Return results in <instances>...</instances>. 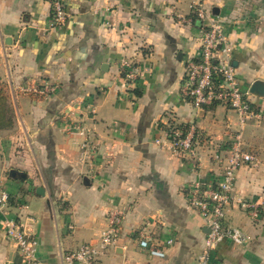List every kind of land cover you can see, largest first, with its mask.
I'll return each mask as SVG.
<instances>
[{
	"label": "crops",
	"instance_id": "obj_1",
	"mask_svg": "<svg viewBox=\"0 0 264 264\" xmlns=\"http://www.w3.org/2000/svg\"><path fill=\"white\" fill-rule=\"evenodd\" d=\"M191 1L66 0L67 21L51 28L50 0H0V77L16 114L14 129L0 132V188L10 194L9 217L34 218L46 264H65L82 244L98 243L113 213L123 214L120 237L102 264H193L202 251L206 222L190 207L188 189L219 177L212 153L241 127L227 107L197 110L181 93L186 64L200 55ZM204 4L228 34L249 92L264 82V0ZM125 61L140 69L134 84L123 77ZM45 85L53 88L47 95L27 92ZM251 100L264 109V98ZM169 123L195 128L194 155L172 153ZM242 133L258 163L239 170L235 193L258 201L262 213L253 220L237 205L229 209L226 226L242 229L248 243L224 239L213 264H264V122ZM5 218L0 264H23ZM142 228L164 258L139 246Z\"/></svg>",
	"mask_w": 264,
	"mask_h": 264
},
{
	"label": "built area",
	"instance_id": "obj_2",
	"mask_svg": "<svg viewBox=\"0 0 264 264\" xmlns=\"http://www.w3.org/2000/svg\"><path fill=\"white\" fill-rule=\"evenodd\" d=\"M51 28H58L68 19L66 0H50ZM191 12L200 26V55L188 60L181 93L197 110L208 106L223 105L234 111L239 119L241 129L235 132L227 146H218L212 153L213 162L219 167V177L209 184L196 181L188 189L187 200L205 220L208 232L205 235L203 249L193 264H213L212 256L216 247L224 239H230L235 245L244 246L248 236L240 228H230L225 221L229 209L239 206L253 220H258L262 213L258 201L237 196L235 193L237 175L241 168L256 165L258 158L245 148L243 128L251 122H264V109L252 100L251 94L244 91L233 64V48L224 27L217 17L205 8L204 0H192ZM123 77L128 84L138 81L139 67L129 61L123 62ZM53 88L49 85L28 89L41 95L49 94ZM80 130V128H78ZM82 132V131H81ZM167 144L177 156L195 154L194 143L196 130L176 124H168L165 131ZM83 152L88 151V142L82 144ZM10 194L0 188V214L6 218L4 229L7 238L17 248L23 264H46L38 256V241L35 234V220L31 216L16 217L10 215ZM122 213H113L109 224L102 232L98 243H84L76 251L64 256L65 264H102L100 257L117 246L122 224ZM139 246L150 256L164 258L166 252L152 238L147 228L138 234ZM173 241L166 242V246Z\"/></svg>",
	"mask_w": 264,
	"mask_h": 264
},
{
	"label": "trees",
	"instance_id": "obj_3",
	"mask_svg": "<svg viewBox=\"0 0 264 264\" xmlns=\"http://www.w3.org/2000/svg\"><path fill=\"white\" fill-rule=\"evenodd\" d=\"M15 123L16 114L9 87L0 77V132L13 130Z\"/></svg>",
	"mask_w": 264,
	"mask_h": 264
},
{
	"label": "water",
	"instance_id": "obj_4",
	"mask_svg": "<svg viewBox=\"0 0 264 264\" xmlns=\"http://www.w3.org/2000/svg\"><path fill=\"white\" fill-rule=\"evenodd\" d=\"M249 93L253 96H256L258 98H264V82L263 81H255L250 89H249ZM19 174V172L12 170L11 175L12 176H17ZM38 192H41V190L39 189ZM208 232V229H207Z\"/></svg>",
	"mask_w": 264,
	"mask_h": 264
}]
</instances>
